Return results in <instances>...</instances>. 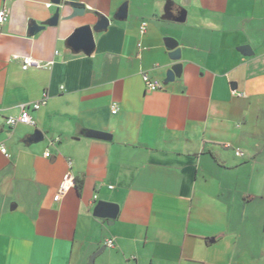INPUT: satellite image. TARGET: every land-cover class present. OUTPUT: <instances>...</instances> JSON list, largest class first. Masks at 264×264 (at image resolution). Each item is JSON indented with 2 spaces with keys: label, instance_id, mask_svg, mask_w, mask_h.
Wrapping results in <instances>:
<instances>
[{
  "label": "crops",
  "instance_id": "crops-1",
  "mask_svg": "<svg viewBox=\"0 0 264 264\" xmlns=\"http://www.w3.org/2000/svg\"><path fill=\"white\" fill-rule=\"evenodd\" d=\"M62 2L84 15L64 6L50 26L52 0H0V264H264V0ZM102 16L93 52H74L69 37ZM23 107L34 126L8 127ZM102 202L114 220L95 216Z\"/></svg>",
  "mask_w": 264,
  "mask_h": 264
},
{
  "label": "water",
  "instance_id": "water-1",
  "mask_svg": "<svg viewBox=\"0 0 264 264\" xmlns=\"http://www.w3.org/2000/svg\"><path fill=\"white\" fill-rule=\"evenodd\" d=\"M53 4L57 7L55 10V13L53 16L49 19L48 25L50 26H56L59 19H60V12L63 9L64 6H69L72 10V14L66 18H74V17H81L84 15L85 8L82 4L78 3H67L63 4L62 0H52ZM127 17V4H123L121 8L119 9L118 13L115 16V20L117 21H124ZM184 20V12L181 13V16L177 19L178 22H182ZM110 24V20L102 16L98 22L94 26H82L78 28L68 39L67 43L68 46L74 51V52H83L86 55H90L94 50V33L100 32L105 30ZM44 27H39L37 25L33 26V31H39L43 29ZM166 45L170 48L171 54L170 58L174 61H178L180 58V50L177 48L178 43L174 41L173 39H167ZM181 74V64H177L173 68H171L166 73V78L164 80V83H172L174 80L179 77ZM89 137L100 139V140H110L111 136L106 133L101 132H90ZM43 140V136L39 131H35L34 134L30 137L29 142L30 143H39ZM118 208L116 205L111 203H105L102 202L99 204V206L96 208V214L95 216L101 219H108V220H114L117 215ZM105 248H101L95 255L91 257L90 263L93 262L96 255L100 254L102 251H104Z\"/></svg>",
  "mask_w": 264,
  "mask_h": 264
},
{
  "label": "built area",
  "instance_id": "built-area-1",
  "mask_svg": "<svg viewBox=\"0 0 264 264\" xmlns=\"http://www.w3.org/2000/svg\"><path fill=\"white\" fill-rule=\"evenodd\" d=\"M6 16H7L6 11H4V10L0 11V25L6 21ZM145 30H146V23H142L140 26V34L143 35L145 33ZM14 59L20 60L22 71H27V70H32V69L38 70V69L46 68L52 64L51 62L45 63V62H42L40 60H37V59L32 58V57H28V56H23V57L14 56ZM142 79H143V82L145 84L146 90L148 92L161 91L163 89L162 83H160L156 80L150 79L147 75H143ZM44 104H45V96L43 97V99L41 101L31 104L30 106H28V108L32 109L33 111H37ZM28 108L23 107L20 115L6 119L5 124L10 128L14 127L18 124L34 126L35 123L31 117V115L29 114ZM117 112H118L117 106L112 105L111 106V114L115 115V114H117ZM0 151L7 158L10 157L9 154L7 153L6 149L4 148V146L1 143H0ZM48 155L49 154L46 152L45 156L48 157ZM235 155L239 157L242 154L236 150ZM73 186H74V178L72 177L70 172H67L63 176L62 182L60 183L59 188L57 190V193L53 198L54 202L59 201ZM105 246H106V248L112 249L113 248V241H111V240L106 241Z\"/></svg>",
  "mask_w": 264,
  "mask_h": 264
}]
</instances>
